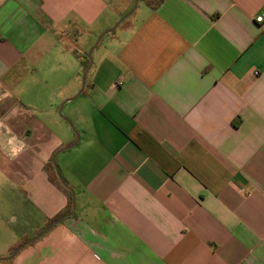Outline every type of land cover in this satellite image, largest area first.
<instances>
[{
    "label": "crops",
    "instance_id": "crops-1",
    "mask_svg": "<svg viewBox=\"0 0 264 264\" xmlns=\"http://www.w3.org/2000/svg\"><path fill=\"white\" fill-rule=\"evenodd\" d=\"M132 4L0 0V193L23 217L5 256L67 203L44 165L76 140L52 100L78 91L73 51ZM144 6L75 97L93 151L64 163L74 213L0 264H264V0Z\"/></svg>",
    "mask_w": 264,
    "mask_h": 264
},
{
    "label": "rangeland",
    "instance_id": "rangeland-1",
    "mask_svg": "<svg viewBox=\"0 0 264 264\" xmlns=\"http://www.w3.org/2000/svg\"><path fill=\"white\" fill-rule=\"evenodd\" d=\"M137 3H138L137 4L138 7L136 9L137 11H139L143 7H145L144 6L145 3L143 1L138 0ZM123 23L124 22H122V24ZM122 24H120V26ZM118 32H119V27L116 28V30H114V32H110V34H108V35H113L114 33H118ZM66 44H69V42H67ZM70 45L74 46L75 43L72 42V43H70ZM91 47H88L87 49L79 50L81 53H83V57L84 56L88 57L89 50ZM107 49L109 50V48L106 47V45L104 47L102 45H100V46L96 47V49L92 50V52L90 54V56H91V68L88 72V75H86L88 78H90L91 75L96 73L97 69H99L97 66L98 65L97 60H98V58H102L104 56V53H107ZM76 65H77V68L79 69L80 76H79L78 81L73 82V85L78 84V91H79V89L82 86L83 70H82V66L79 65V63ZM106 74H107V72H102V76L106 75ZM67 84H69V83H67ZM85 88L87 89L88 86L85 85ZM63 93L64 92H58L57 97L53 96V98H52V100H54L53 107H54L55 113H56L59 121L62 123L63 127H68V129H70L72 134H74V137H76L78 135V138H79L78 139L79 141L76 145H74L73 147L69 148L68 150L62 152V154H60V156H58V158L56 159V163L58 165L60 173L64 177L66 183L69 185V183H68L69 179L67 177V171L64 168L65 160H67V157L70 156L71 159L77 160L80 164H83V163L89 164V163H91L90 162V156H91L93 149L89 145V143H87L85 141L84 135H83V139H80V132H81L80 125L75 124V123L71 122V120H70L71 112H75L77 109L80 110V108L77 107L78 106L77 103H78V101L83 99L82 98L83 96H79L78 98H75L73 100H69V101L65 102L62 105V107L60 108L61 103L64 100H66L67 98H69V97H61ZM59 108H60V110H59ZM17 198H18V195L14 191H10L8 194L0 193V256L6 255L7 246L10 244V239L12 238L10 231L14 228L21 229L23 226V217H21V215L19 214V212L15 208V206L17 205V200H18Z\"/></svg>",
    "mask_w": 264,
    "mask_h": 264
},
{
    "label": "water",
    "instance_id": "water-1",
    "mask_svg": "<svg viewBox=\"0 0 264 264\" xmlns=\"http://www.w3.org/2000/svg\"><path fill=\"white\" fill-rule=\"evenodd\" d=\"M137 2H138V0H133L132 7H131V8H130V9H129L124 15H122V17H120L119 20H118L116 23H114V25H113L110 29H107V30H105L104 32H102V33L99 34V36H98L97 39L95 40V43L92 45V47H91L90 50H89V54H88V64H87V66H86V67L84 68V70H83V74H82V86H81V88H80L79 91H78L77 93H75L73 96H71V97L67 98L66 100H64V101L61 103L60 108L62 107V105L64 104L65 101L70 100V99H73V98H75L77 95H79V94L81 93V91H82V89H83V87H84V84H85V78H86L87 72H88V70H89V68H90V66H91V56H90V54H91L92 50L94 49V47L98 44V42H99L100 38L102 37V35L105 34V33H108V32L113 31L121 21H123L126 17H128V16L134 11V9L136 8ZM60 108H59V110H60ZM70 125H71V124H70ZM77 141H78V135L76 136V140H75L73 143H71V144H69V145H66L65 147H63V148H61V149L55 151V152L53 153V155L51 156V161H52V164H53V167H54L55 173H56V175H57V177H58L60 183H61L63 186L67 187V188L70 190V192H71V199H72L71 209H70L68 212H66V213H64V214H62V215H60L59 217L53 219V220H52V221H51V222H50V223H49L44 229H42V230H41L40 232H38L36 235H34V236H32V237L26 239L25 241L21 242L20 244H18V245L13 249V251H12L11 253H9V255L4 256V257H0V261H5V260H9V259L13 258V257H14V256H15V255H16V254H17L22 248H24L26 245H29L30 243L34 242L36 239H38L39 237H41L43 234H45L47 231H49V230H50L52 227H54L56 224H58V223L61 222L63 219H65V218L68 217V216H71V215L74 213V210H75V196H74V191H73V189H72V188L66 183L64 177L61 175L60 170H59V168H58V165H57V163H56V156H57V154H58L59 152H61V151H63V150H66V149H68V148H71L73 145L76 144Z\"/></svg>",
    "mask_w": 264,
    "mask_h": 264
},
{
    "label": "trees",
    "instance_id": "trees-1",
    "mask_svg": "<svg viewBox=\"0 0 264 264\" xmlns=\"http://www.w3.org/2000/svg\"><path fill=\"white\" fill-rule=\"evenodd\" d=\"M143 1L146 5H148L149 7L151 8H156L163 0H141ZM73 54L79 58V62L82 66V70H84V68L87 66L88 64V57L87 56H84V57H79V55H77V53L75 51H73ZM81 93H85V88H83V90L81 91ZM53 155V154H52ZM44 169L47 173V176H48V179L53 183L55 184L60 190H62L64 192V194L66 195V198H67V203L64 207V209H62L61 211H59L58 213H56L52 218H50L48 220V222L44 225V227L42 229H44L53 219L59 217L60 215L68 212L70 209H71V203H72V199H71V192L70 190L63 186L56 173H55V170H54V167H53V164H52V161H51V157L48 159V161L46 162V164L44 165ZM40 232V231H39ZM29 237L25 236L23 237L20 241L14 243L12 246H10V253L13 251V249L18 245L20 244L21 242L25 241L26 239H28ZM6 262L7 261H10L9 260H5Z\"/></svg>",
    "mask_w": 264,
    "mask_h": 264
},
{
    "label": "built area",
    "instance_id": "built-area-1",
    "mask_svg": "<svg viewBox=\"0 0 264 264\" xmlns=\"http://www.w3.org/2000/svg\"><path fill=\"white\" fill-rule=\"evenodd\" d=\"M263 19H264L263 14H260V15L256 16V18H255V20L257 22H261V21H263Z\"/></svg>",
    "mask_w": 264,
    "mask_h": 264
}]
</instances>
